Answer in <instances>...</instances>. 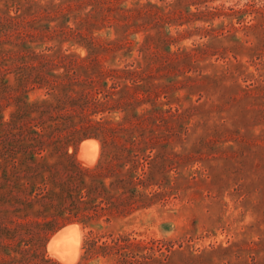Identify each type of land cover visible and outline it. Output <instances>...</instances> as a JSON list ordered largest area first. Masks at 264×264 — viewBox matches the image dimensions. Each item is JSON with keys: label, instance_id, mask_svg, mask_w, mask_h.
Instances as JSON below:
<instances>
[{"label": "rangeland", "instance_id": "rangeland-1", "mask_svg": "<svg viewBox=\"0 0 264 264\" xmlns=\"http://www.w3.org/2000/svg\"><path fill=\"white\" fill-rule=\"evenodd\" d=\"M83 1L81 16L90 8ZM262 2L114 0L102 6L109 21L91 36L115 49L105 54L104 65L111 58L115 67L140 60L137 70L145 76V88L136 90L142 102L138 111H150L146 118L132 119L144 131L141 144L153 147L145 149L149 194L147 206L124 218L128 223L123 227L144 246L135 247L143 264H264V48L257 43L261 34L264 41L263 20L250 13L238 22L223 14L229 6L250 3L255 9ZM68 3L77 5L64 0ZM245 23L255 26L244 29ZM70 41L53 36L41 45L49 52L86 55L83 45ZM86 78L83 73V85ZM133 93L124 96L133 100ZM153 104L161 107L151 109ZM123 113L108 118L118 122ZM82 143L94 147L92 162L81 156ZM68 152L91 166L101 155V144L86 137ZM70 224L76 226L70 236L78 238V245L65 262L53 252L65 243L51 238ZM64 226L50 235L42 254L77 264L86 229L77 223ZM94 259L86 264H107Z\"/></svg>", "mask_w": 264, "mask_h": 264}, {"label": "trees", "instance_id": "trees-1", "mask_svg": "<svg viewBox=\"0 0 264 264\" xmlns=\"http://www.w3.org/2000/svg\"><path fill=\"white\" fill-rule=\"evenodd\" d=\"M76 1L0 0V264H62L42 251L50 235L68 223L86 229L77 264L93 257L107 264H143L135 247L144 246L123 230L124 218L145 208L149 194L145 149L153 147L141 144L144 131L132 119L150 111H138L136 90L145 88L137 70L142 61L115 67L111 58L104 65L105 54L115 49L91 34L109 21L102 6L114 0H88L82 16L84 1ZM249 4L229 6L223 14L240 22L254 13L252 19L263 20L264 27V2L255 9ZM58 17L62 20L52 26ZM53 36L83 45L86 55L42 48L44 38ZM261 36L257 43L264 48ZM131 89L133 100L124 96ZM37 90L43 92L32 97ZM118 111L124 112L121 120L111 122L108 114ZM86 137L101 144L91 166L68 152Z\"/></svg>", "mask_w": 264, "mask_h": 264}, {"label": "bare ground", "instance_id": "bare-ground-1", "mask_svg": "<svg viewBox=\"0 0 264 264\" xmlns=\"http://www.w3.org/2000/svg\"><path fill=\"white\" fill-rule=\"evenodd\" d=\"M89 147H92V148L89 149ZM82 149L83 150H82L81 156L83 157V159L86 162H92L95 159L94 147L92 145L90 146V143H85L83 144ZM74 225L70 224V225L64 226V228L57 231V233L53 236V238H51L52 239L51 242L53 243L55 242H62V244L65 243V245L63 244V246H59L53 251L55 255L58 256V258H60V260L62 259L65 262H67L66 260H68L67 258H69L68 254L73 253V251L77 249V245H78V242H77L78 238H76L75 236L73 237L70 236V234L73 232L74 228L76 227V226L74 227ZM64 246L65 247L67 246V247L65 248ZM53 247H55V245H53Z\"/></svg>", "mask_w": 264, "mask_h": 264}]
</instances>
